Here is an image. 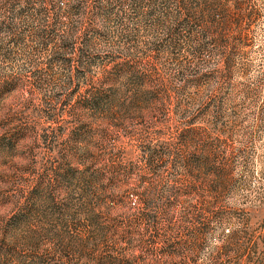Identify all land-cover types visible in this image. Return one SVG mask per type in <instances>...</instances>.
I'll return each mask as SVG.
<instances>
[{
  "label": "rangeland",
  "instance_id": "1",
  "mask_svg": "<svg viewBox=\"0 0 264 264\" xmlns=\"http://www.w3.org/2000/svg\"><path fill=\"white\" fill-rule=\"evenodd\" d=\"M83 200L135 264H264V0H0V264H93Z\"/></svg>",
  "mask_w": 264,
  "mask_h": 264
},
{
  "label": "trees",
  "instance_id": "2",
  "mask_svg": "<svg viewBox=\"0 0 264 264\" xmlns=\"http://www.w3.org/2000/svg\"><path fill=\"white\" fill-rule=\"evenodd\" d=\"M141 82L137 77H133L131 80L130 85H132V88H135L136 91L132 93V96L137 95L138 92H140L141 88ZM123 89L120 86H110L109 92L103 94V95H97L93 98L92 102L98 109L102 110H109L108 105H101L100 103L105 101V103L109 104L114 101H117L119 99V93H122ZM96 95V94H95ZM38 197L36 200H34V203L27 208V210L33 211L35 210L39 202L41 201ZM48 201V198L46 199ZM89 203L83 201H77L76 203L72 202H66L62 203L60 206H58V210H66L67 208H70L68 210H73L72 213L76 215L77 212L83 213V220L78 221L76 225L81 224L83 227L79 230L76 229V232L71 231V234H67L69 240L74 241L76 246L80 247L81 249H84L88 247L89 245H92L94 247H97L100 243L106 244L110 250L105 249H98L96 260L93 264H135L136 261L139 259L140 254L133 253L132 251H127L128 244L131 242V238L128 237L126 240V233L131 232L130 229L126 230L125 227L129 226L130 228L134 223L140 222L141 219L147 220L148 216L144 209H141L137 211V213H134L133 216L126 217L124 219H121L118 221L120 225H124L123 229L118 233V231L115 230L113 227L115 223H105V221H101L99 219L100 213L95 211V207L92 205H88ZM39 208V207H38ZM38 208L36 210H38ZM67 211V210H66ZM108 219V217H106ZM110 220H114L113 218ZM107 231H111L110 237H107L106 234ZM33 233H36L34 230ZM58 235V244L61 243L63 240L62 234ZM115 236L116 241L119 242L118 245H115L111 242L109 245L108 242L111 240V238ZM100 244V245H101ZM112 248V249H111Z\"/></svg>",
  "mask_w": 264,
  "mask_h": 264
}]
</instances>
